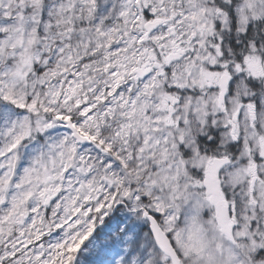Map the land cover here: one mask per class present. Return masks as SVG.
I'll return each mask as SVG.
<instances>
[{"label": "snow or ice", "instance_id": "6c2138e0", "mask_svg": "<svg viewBox=\"0 0 264 264\" xmlns=\"http://www.w3.org/2000/svg\"><path fill=\"white\" fill-rule=\"evenodd\" d=\"M0 264H264V0H0Z\"/></svg>", "mask_w": 264, "mask_h": 264}]
</instances>
